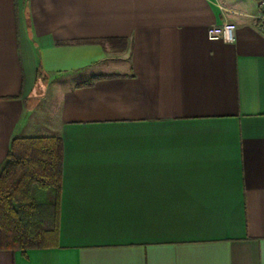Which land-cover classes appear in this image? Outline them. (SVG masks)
I'll list each match as a JSON object with an SVG mask.
<instances>
[{
  "label": "crops",
  "instance_id": "0c3cea01",
  "mask_svg": "<svg viewBox=\"0 0 264 264\" xmlns=\"http://www.w3.org/2000/svg\"><path fill=\"white\" fill-rule=\"evenodd\" d=\"M259 14V0H0V166L14 136L63 142L58 245L0 264H264ZM223 22L234 41L208 37ZM105 38L126 47L83 41ZM97 74L112 76L76 86Z\"/></svg>",
  "mask_w": 264,
  "mask_h": 264
},
{
  "label": "trees",
  "instance_id": "16d2710c",
  "mask_svg": "<svg viewBox=\"0 0 264 264\" xmlns=\"http://www.w3.org/2000/svg\"><path fill=\"white\" fill-rule=\"evenodd\" d=\"M120 41L125 38L84 39V42ZM112 75H92L76 86L92 85ZM49 74L38 63L33 96H43ZM63 142L60 136H14L0 166V250L53 247L59 243ZM49 191L38 202L34 190Z\"/></svg>",
  "mask_w": 264,
  "mask_h": 264
},
{
  "label": "built area",
  "instance_id": "2783aa9c",
  "mask_svg": "<svg viewBox=\"0 0 264 264\" xmlns=\"http://www.w3.org/2000/svg\"><path fill=\"white\" fill-rule=\"evenodd\" d=\"M261 27L264 29V0H259ZM208 37L210 39H219L225 42L235 40V25L231 22L212 24L208 28Z\"/></svg>",
  "mask_w": 264,
  "mask_h": 264
},
{
  "label": "rangeland",
  "instance_id": "374dc122",
  "mask_svg": "<svg viewBox=\"0 0 264 264\" xmlns=\"http://www.w3.org/2000/svg\"><path fill=\"white\" fill-rule=\"evenodd\" d=\"M32 103H34L35 105H37L38 104V99H35L33 102L31 101L30 106H31ZM37 122L38 123H41L39 120H37ZM42 136H51V135H42ZM33 195L35 196V198L37 200H39L38 202H43L41 200H45L46 201V199H48V197H49V191L48 190H43V189H40L39 188V189H35L34 190V194Z\"/></svg>",
  "mask_w": 264,
  "mask_h": 264
}]
</instances>
